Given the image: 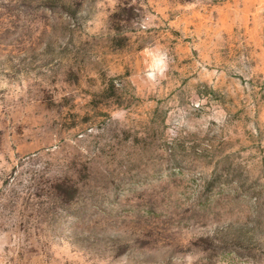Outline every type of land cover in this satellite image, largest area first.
<instances>
[{
    "label": "rangeland",
    "instance_id": "1",
    "mask_svg": "<svg viewBox=\"0 0 264 264\" xmlns=\"http://www.w3.org/2000/svg\"><path fill=\"white\" fill-rule=\"evenodd\" d=\"M0 264H264V0H0Z\"/></svg>",
    "mask_w": 264,
    "mask_h": 264
}]
</instances>
